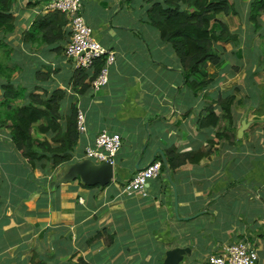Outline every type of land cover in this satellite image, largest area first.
<instances>
[{
    "label": "crops",
    "instance_id": "1",
    "mask_svg": "<svg viewBox=\"0 0 264 264\" xmlns=\"http://www.w3.org/2000/svg\"><path fill=\"white\" fill-rule=\"evenodd\" d=\"M34 1L20 0L15 32L6 39L0 34V61L13 71L15 87H38L40 94L59 88L66 92L62 116L73 105L84 112L87 130L76 160L102 130L121 135L122 146L109 186L86 188L76 180L55 187L59 169L51 163L48 172L32 169L0 125V264H76L80 258L88 264H164L168 250L187 246L192 253L180 264H209L210 256L240 240L251 242L257 264H264V30L251 32L246 23L254 0H239L244 14L221 17L239 39L224 45L222 65L203 71L206 85L199 90L186 83L168 45L156 39L152 47L145 40L151 32L136 29L145 24L146 14H137L138 6L146 11L145 3L82 0L94 38L116 56L106 86L86 94L70 85L74 69L64 50L31 35L38 17L48 14L42 11L47 2ZM251 38L256 41L248 45ZM35 71L49 72L50 79L36 82ZM228 97L234 101L225 111ZM170 149L202 152L199 163L170 170L179 216L189 220L177 219L165 172L144 193L125 190L161 156L157 150L165 155Z\"/></svg>",
    "mask_w": 264,
    "mask_h": 264
},
{
    "label": "trees",
    "instance_id": "2",
    "mask_svg": "<svg viewBox=\"0 0 264 264\" xmlns=\"http://www.w3.org/2000/svg\"><path fill=\"white\" fill-rule=\"evenodd\" d=\"M20 0H0V34L6 39L16 30L15 6ZM50 0H35L33 6ZM146 4V22L159 32L162 44L173 48L181 64L183 77L192 88L202 89L206 82L203 71L209 64L220 66L224 60V45L236 43L237 33L231 31L222 16L242 15L239 0H141ZM264 11V0H254L249 6L247 24L251 32L263 29L258 18ZM37 27L32 36H40L42 43L54 45L57 51L64 50L70 40L67 28L68 20L59 11H50L47 15L38 17ZM254 27V28H253ZM105 65V59H97L90 70L75 69L70 79L74 92L86 94ZM12 70L3 67L0 61L1 96L0 125L10 131L13 146L22 157L28 160L32 169L48 172V164L57 170L64 165L78 160L74 150L80 139L77 130L76 105L70 113L62 116L61 103L66 92L59 88L43 89L38 93V87L30 90L15 87ZM50 73L35 71L36 82H46ZM40 80V81H39ZM234 98L223 100L222 106L229 111ZM7 125V126H6ZM36 133V135H35ZM49 136L43 140L37 135ZM165 156L168 167L175 171L185 164H197L202 159V152L179 153L174 149L167 150ZM82 160V159H81ZM162 162V156L155 161ZM43 162V163H42ZM163 163V162H162ZM165 167L162 164V173ZM1 185V180H0ZM89 188L85 185H82ZM76 264H88L80 258Z\"/></svg>",
    "mask_w": 264,
    "mask_h": 264
},
{
    "label": "built area",
    "instance_id": "3",
    "mask_svg": "<svg viewBox=\"0 0 264 264\" xmlns=\"http://www.w3.org/2000/svg\"><path fill=\"white\" fill-rule=\"evenodd\" d=\"M42 11L62 12L67 20V28L71 35L64 47V59L71 62L73 69L90 70L97 59H105V65L92 82V90L96 93L106 86L109 68L116 61L115 53L106 49L93 36V29L82 15V0H50ZM77 130L80 135L86 133V118L82 110L77 113ZM122 146V137L117 133L102 130L96 137L94 145L85 148L84 158L99 164L111 163L115 166V157ZM83 158V159H84ZM162 173V162L157 160L140 169L125 185L126 191L144 193L146 185ZM258 253L253 244L247 240L237 241L220 254L208 258L209 264H257Z\"/></svg>",
    "mask_w": 264,
    "mask_h": 264
},
{
    "label": "water",
    "instance_id": "4",
    "mask_svg": "<svg viewBox=\"0 0 264 264\" xmlns=\"http://www.w3.org/2000/svg\"><path fill=\"white\" fill-rule=\"evenodd\" d=\"M162 156V164L165 167V173L167 174V179L173 187L174 191V212L178 219L189 220L192 217L181 218L179 216V202L178 193L175 184L172 182L170 176V168L168 167V161L166 156L161 150H157ZM155 159L151 161L153 163ZM59 177L53 182L55 187H59L62 184L70 183L79 180L82 185L89 188L92 187H107L115 179V167L108 162L95 163L90 159L78 160L74 163L64 165L59 170ZM159 176L157 177V179ZM147 186V185H146ZM192 247H175L166 252V258L164 264H180L183 262L184 258L191 255Z\"/></svg>",
    "mask_w": 264,
    "mask_h": 264
},
{
    "label": "rangeland",
    "instance_id": "5",
    "mask_svg": "<svg viewBox=\"0 0 264 264\" xmlns=\"http://www.w3.org/2000/svg\"><path fill=\"white\" fill-rule=\"evenodd\" d=\"M138 1H141V0H138ZM147 6H146V4H145V8H146ZM246 12V11H245ZM245 12H243V14L245 13ZM137 14H145V10L143 9L142 11L140 10V7L138 6L137 7ZM247 16L249 17V13L247 14ZM262 17L264 18V14L262 13V14H259L258 15V18L260 19V20H262ZM243 19H244V17H243ZM246 22V21H245ZM145 24H142V23H136V29L137 30H141V31H145L146 30V32L148 31V32H151L147 37H145V40H147V41H150V44H151V46L152 47H156V39L159 41V32L156 30V29H154L153 27H151V26H149L148 24H147V22L145 21L144 22ZM247 23V22H246ZM242 24V23H241ZM242 25H244V24H242ZM254 28V27H253ZM253 41H256V39L255 38H251L249 41H247V44L248 45H250V44H252V42ZM259 41V40H258ZM3 48V49H2ZM2 48H0V49H2V51L4 52V47H2ZM173 50V48L172 47H170L169 46V51L171 52ZM173 52H174V50H173ZM155 54H156V51L155 50H152V55H151V58L152 59H154L155 58ZM174 55H175V52H174ZM262 55V54H261ZM2 57L4 56L3 54L1 55ZM140 57H143V58H147L148 57V55L147 54H143V55H139ZM175 62L178 64V63H180L179 62V59L176 57V55H175ZM260 63L262 64V67H264V57H262L261 59H260ZM61 65H62V62H61ZM161 73H163V74H165V73H167V70H165V69H162L161 70ZM35 75V74H34ZM261 80L262 81H264V73L261 75ZM40 81V80H39ZM1 101V100H0ZM128 149V147H126L125 148V150H127ZM11 169L13 168L12 166L10 167ZM21 168L23 169V167L21 166ZM1 184H2V181H1ZM177 217V216H176ZM177 219H178V217H177ZM179 223V222H178Z\"/></svg>",
    "mask_w": 264,
    "mask_h": 264
},
{
    "label": "clouds",
    "instance_id": "6",
    "mask_svg": "<svg viewBox=\"0 0 264 264\" xmlns=\"http://www.w3.org/2000/svg\"><path fill=\"white\" fill-rule=\"evenodd\" d=\"M115 167V166H114Z\"/></svg>",
    "mask_w": 264,
    "mask_h": 264
}]
</instances>
